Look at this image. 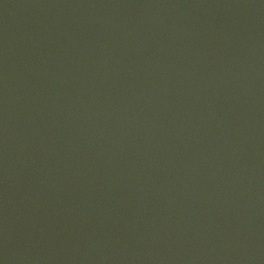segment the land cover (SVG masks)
<instances>
[{"label":"water","instance_id":"1","mask_svg":"<svg viewBox=\"0 0 264 264\" xmlns=\"http://www.w3.org/2000/svg\"><path fill=\"white\" fill-rule=\"evenodd\" d=\"M0 264H264V0H0Z\"/></svg>","mask_w":264,"mask_h":264}]
</instances>
